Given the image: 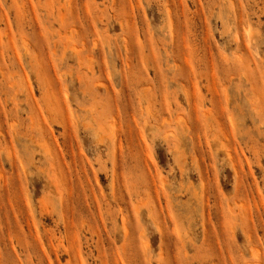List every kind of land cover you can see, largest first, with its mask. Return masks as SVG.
<instances>
[{"label":"rangeland","instance_id":"obj_1","mask_svg":"<svg viewBox=\"0 0 264 264\" xmlns=\"http://www.w3.org/2000/svg\"><path fill=\"white\" fill-rule=\"evenodd\" d=\"M0 264H264V0H0Z\"/></svg>","mask_w":264,"mask_h":264}]
</instances>
